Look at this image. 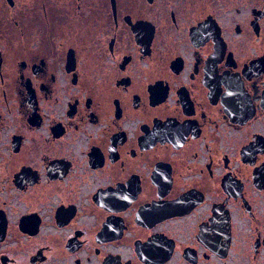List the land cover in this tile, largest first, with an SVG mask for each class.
Here are the masks:
<instances>
[{
    "label": "flooded vegetation",
    "instance_id": "obj_1",
    "mask_svg": "<svg viewBox=\"0 0 264 264\" xmlns=\"http://www.w3.org/2000/svg\"><path fill=\"white\" fill-rule=\"evenodd\" d=\"M40 1L0 0V264H264V0Z\"/></svg>",
    "mask_w": 264,
    "mask_h": 264
},
{
    "label": "rangeland",
    "instance_id": "obj_2",
    "mask_svg": "<svg viewBox=\"0 0 264 264\" xmlns=\"http://www.w3.org/2000/svg\"><path fill=\"white\" fill-rule=\"evenodd\" d=\"M52 1L54 2V0H41L40 3H39V8H45L47 11H49V13L53 14L52 10H53V7H50L49 6V2H51V6H52ZM71 6H74V5H71ZM40 10V9H39ZM55 11V10H54ZM86 13L90 14V13H94V16H98V7L96 6H93V5H88L87 6V11ZM75 12L72 11L71 15H74ZM95 22V20H92ZM85 25V23H83V26ZM97 23L95 22V24H89L87 27H83L84 29H82L81 31L83 32H90L91 31H96L97 30ZM94 28V29H90V28Z\"/></svg>",
    "mask_w": 264,
    "mask_h": 264
},
{
    "label": "trees",
    "instance_id": "obj_3",
    "mask_svg": "<svg viewBox=\"0 0 264 264\" xmlns=\"http://www.w3.org/2000/svg\"><path fill=\"white\" fill-rule=\"evenodd\" d=\"M44 14H46L48 17H49V15H50L49 11H47L44 7H43V8H40V15L43 16ZM70 28H72V29H70ZM70 28H68V29H66V30H67V31H76V30H77V29H75V28H73V27H70ZM47 31H51V29L48 28Z\"/></svg>",
    "mask_w": 264,
    "mask_h": 264
},
{
    "label": "water",
    "instance_id": "obj_4",
    "mask_svg": "<svg viewBox=\"0 0 264 264\" xmlns=\"http://www.w3.org/2000/svg\"><path fill=\"white\" fill-rule=\"evenodd\" d=\"M112 8L114 9V0H112Z\"/></svg>",
    "mask_w": 264,
    "mask_h": 264
}]
</instances>
